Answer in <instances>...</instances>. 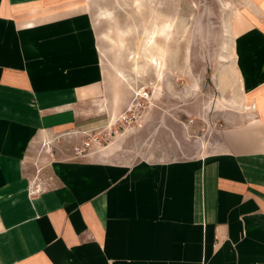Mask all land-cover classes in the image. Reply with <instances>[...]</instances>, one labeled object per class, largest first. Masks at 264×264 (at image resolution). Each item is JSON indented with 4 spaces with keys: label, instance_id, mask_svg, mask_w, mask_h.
<instances>
[{
    "label": "crops",
    "instance_id": "crops-1",
    "mask_svg": "<svg viewBox=\"0 0 264 264\" xmlns=\"http://www.w3.org/2000/svg\"><path fill=\"white\" fill-rule=\"evenodd\" d=\"M230 29L210 151L74 157L79 133L128 101L89 0H0V264H264V0H244ZM36 170L44 189L29 196Z\"/></svg>",
    "mask_w": 264,
    "mask_h": 264
},
{
    "label": "rangeland",
    "instance_id": "rangeland-1",
    "mask_svg": "<svg viewBox=\"0 0 264 264\" xmlns=\"http://www.w3.org/2000/svg\"><path fill=\"white\" fill-rule=\"evenodd\" d=\"M243 1L89 0L101 65L128 101L96 130L103 132L100 144L83 147L90 141L80 133L73 147L63 134L53 142L72 147L74 157V148H84L82 156L111 148L129 163L210 151L220 120L214 74L230 57V21Z\"/></svg>",
    "mask_w": 264,
    "mask_h": 264
},
{
    "label": "built area",
    "instance_id": "built-area-1",
    "mask_svg": "<svg viewBox=\"0 0 264 264\" xmlns=\"http://www.w3.org/2000/svg\"><path fill=\"white\" fill-rule=\"evenodd\" d=\"M145 96H147V93H144V96L142 97H145ZM101 133L103 134V132H99L96 130L88 131V132H81L80 134L86 137H89V141H90L88 142L85 140L84 142H82L83 147H89L91 144H100L101 139L103 138ZM46 145L47 147L45 150L50 153V151H52V147L49 144H45V146ZM84 150H85L84 148H74L75 156L76 157L82 156L81 154L83 153ZM35 173H36L35 176L32 178V186L28 190L29 196H34L36 194H39L44 189V183L40 182L39 170H36Z\"/></svg>",
    "mask_w": 264,
    "mask_h": 264
},
{
    "label": "bare ground",
    "instance_id": "bare-ground-1",
    "mask_svg": "<svg viewBox=\"0 0 264 264\" xmlns=\"http://www.w3.org/2000/svg\"><path fill=\"white\" fill-rule=\"evenodd\" d=\"M151 61L155 62V65H156V67H157L159 70H161V68H162L161 64H159V63H156V61H155V60H151Z\"/></svg>",
    "mask_w": 264,
    "mask_h": 264
}]
</instances>
